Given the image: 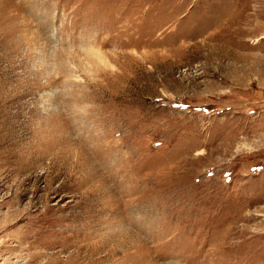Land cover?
Segmentation results:
<instances>
[{
    "label": "rangeland",
    "instance_id": "374dc122",
    "mask_svg": "<svg viewBox=\"0 0 264 264\" xmlns=\"http://www.w3.org/2000/svg\"><path fill=\"white\" fill-rule=\"evenodd\" d=\"M0 264H264V0H0Z\"/></svg>",
    "mask_w": 264,
    "mask_h": 264
},
{
    "label": "snow or ice",
    "instance_id": "6c2138e0",
    "mask_svg": "<svg viewBox=\"0 0 264 264\" xmlns=\"http://www.w3.org/2000/svg\"><path fill=\"white\" fill-rule=\"evenodd\" d=\"M174 107H185L184 105H173ZM211 175V173H209Z\"/></svg>",
    "mask_w": 264,
    "mask_h": 264
}]
</instances>
